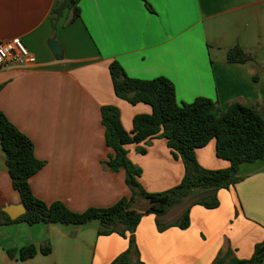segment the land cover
I'll return each instance as SVG.
<instances>
[{
	"label": "crops",
	"instance_id": "1",
	"mask_svg": "<svg viewBox=\"0 0 264 264\" xmlns=\"http://www.w3.org/2000/svg\"><path fill=\"white\" fill-rule=\"evenodd\" d=\"M61 1L0 0V40L22 39L37 59L31 66L0 68V110L44 161L30 185L46 202L59 200L82 212L131 196L124 169L104 164L114 149L105 141L101 106H117L128 131L133 117L151 113L152 107L116 95L109 70L113 60L132 77H168L180 102L204 96L221 110L233 101L264 104V0H80L74 20L68 9L54 12ZM50 40L58 41L59 53ZM237 45L254 59L229 62L228 50ZM125 147L142 169L145 190H167L182 180L184 163L172 155L166 138ZM196 157L209 169L230 166L217 156L215 139L198 148ZM239 174L240 181L218 191L217 208L191 206L186 229L160 232L156 215H145L135 233L144 264H212L229 247L238 258L251 257L264 239V159L242 163ZM20 203L0 145V208ZM182 213L175 219H166V213L161 220L175 222ZM98 227L97 220L1 225L0 264H110L128 248V239L98 235ZM29 244H49L51 250L22 259L20 248Z\"/></svg>",
	"mask_w": 264,
	"mask_h": 264
},
{
	"label": "trees",
	"instance_id": "2",
	"mask_svg": "<svg viewBox=\"0 0 264 264\" xmlns=\"http://www.w3.org/2000/svg\"><path fill=\"white\" fill-rule=\"evenodd\" d=\"M79 2L63 0L57 4L54 12L60 15L68 9L74 20L80 16ZM146 4L151 7L149 3ZM227 59L229 62L244 63L253 60L254 56L237 45L228 50ZM109 70L118 97L132 104L142 102L152 107L151 113L136 114L133 128L128 131L123 126L117 106H101L105 141L107 146L114 149L104 164L114 171L124 169L131 196H124L111 206H92L82 212L70 209L62 201L48 203L37 197L32 191L30 178L43 167L44 161L36 157L32 140L0 110V145L13 187L19 192L21 203L26 208V212L15 220L0 208V226L15 221L30 225H84L97 220L98 235L116 233L128 239V248L110 264H144L140 259L135 233L145 215H156L160 232L172 226L186 229L190 226L192 205L217 208L220 205L218 191L228 189L242 179L240 165L264 159V104L259 106L233 101L226 110H221L215 100L204 96L191 102H180L174 83L166 76L148 79L132 77L118 60L110 63ZM153 138H166L172 155L181 158L185 167L184 176L177 185L159 192H149L141 185L139 177L142 169L130 160L125 147L129 143L150 144ZM212 139L216 140L217 156L230 162L227 168L209 169L198 162L196 150ZM138 150L146 152L144 147ZM138 197L149 202L143 211L133 207ZM186 199L191 201L177 221L162 222V216ZM50 250L49 244L39 248L29 244L20 248V257L27 259L38 251L49 253ZM263 261L264 239L255 245L249 258H238L229 247L225 252L220 251L212 264H261Z\"/></svg>",
	"mask_w": 264,
	"mask_h": 264
},
{
	"label": "built area",
	"instance_id": "3",
	"mask_svg": "<svg viewBox=\"0 0 264 264\" xmlns=\"http://www.w3.org/2000/svg\"><path fill=\"white\" fill-rule=\"evenodd\" d=\"M36 63V56L28 50L22 39L0 40V68L9 65L31 66Z\"/></svg>",
	"mask_w": 264,
	"mask_h": 264
},
{
	"label": "water",
	"instance_id": "4",
	"mask_svg": "<svg viewBox=\"0 0 264 264\" xmlns=\"http://www.w3.org/2000/svg\"><path fill=\"white\" fill-rule=\"evenodd\" d=\"M49 46L55 53H59L61 51L60 45L56 40H50ZM2 210L7 213V215L12 220L17 219L19 216L23 215L26 212V208L22 203L6 205L2 208Z\"/></svg>",
	"mask_w": 264,
	"mask_h": 264
},
{
	"label": "rangeland",
	"instance_id": "5",
	"mask_svg": "<svg viewBox=\"0 0 264 264\" xmlns=\"http://www.w3.org/2000/svg\"><path fill=\"white\" fill-rule=\"evenodd\" d=\"M164 191V190H163ZM138 202H136L138 205H135L134 207L135 208H140V206H148L149 205V202L148 200L144 199V198H138L137 199ZM191 200H185L183 203H180V204H177L175 206H173L169 212H167L168 214L165 215V218L166 219H175L177 218L183 211L184 209V206L186 205L187 202H190Z\"/></svg>",
	"mask_w": 264,
	"mask_h": 264
}]
</instances>
